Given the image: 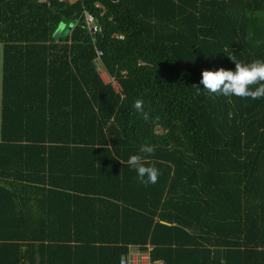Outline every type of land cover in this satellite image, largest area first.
<instances>
[{
    "label": "trees",
    "instance_id": "16d2710c",
    "mask_svg": "<svg viewBox=\"0 0 264 264\" xmlns=\"http://www.w3.org/2000/svg\"><path fill=\"white\" fill-rule=\"evenodd\" d=\"M1 45L0 264H264V97L199 87L264 58V0H0Z\"/></svg>",
    "mask_w": 264,
    "mask_h": 264
},
{
    "label": "clouds",
    "instance_id": "9594fccd",
    "mask_svg": "<svg viewBox=\"0 0 264 264\" xmlns=\"http://www.w3.org/2000/svg\"><path fill=\"white\" fill-rule=\"evenodd\" d=\"M228 55L234 67L221 66L203 69L199 87L207 93L225 97H250L252 99L264 97V58L244 62L231 53ZM133 107L142 114L144 119H148L142 100L137 99ZM154 151V145L144 143L140 145L137 153L131 154L127 159L128 166L136 171L138 181L145 185L156 183L160 173L159 169L148 163L147 157L141 154H152Z\"/></svg>",
    "mask_w": 264,
    "mask_h": 264
},
{
    "label": "built area",
    "instance_id": "2783aa9c",
    "mask_svg": "<svg viewBox=\"0 0 264 264\" xmlns=\"http://www.w3.org/2000/svg\"><path fill=\"white\" fill-rule=\"evenodd\" d=\"M83 20L86 23L88 31L92 37V41L95 44V62L100 76L106 84H110L117 93H119L121 96H124L123 87L119 81L118 76L109 72L102 59L104 52L96 45L97 34L99 31H101V27L96 23L95 16L87 10L84 11ZM76 24L77 23H74L72 25V28H74ZM118 36L123 37L122 35ZM124 73H126V71ZM146 247L147 249H142L139 246H131L128 253L122 256L119 264H166L165 261L161 259L153 258L151 253L153 247L151 244H148Z\"/></svg>",
    "mask_w": 264,
    "mask_h": 264
},
{
    "label": "crops",
    "instance_id": "0c3cea01",
    "mask_svg": "<svg viewBox=\"0 0 264 264\" xmlns=\"http://www.w3.org/2000/svg\"><path fill=\"white\" fill-rule=\"evenodd\" d=\"M1 97H2V86H1V91H0V100H1ZM77 187H80V186H77ZM82 187L84 188L85 186H82ZM57 188L60 189V190H67V192H70V193L73 192L75 194H78L79 196H85V194H86L83 191H81L80 188H77L75 190L71 189L72 187H70V186H63V187L58 186ZM132 247H134V246H132Z\"/></svg>",
    "mask_w": 264,
    "mask_h": 264
},
{
    "label": "rangeland",
    "instance_id": "374dc122",
    "mask_svg": "<svg viewBox=\"0 0 264 264\" xmlns=\"http://www.w3.org/2000/svg\"><path fill=\"white\" fill-rule=\"evenodd\" d=\"M66 27L65 24L61 26L62 29ZM2 61H3V47L2 45L0 46V91H1V86H2ZM0 132H1V100H0Z\"/></svg>",
    "mask_w": 264,
    "mask_h": 264
},
{
    "label": "water",
    "instance_id": "95a60500",
    "mask_svg": "<svg viewBox=\"0 0 264 264\" xmlns=\"http://www.w3.org/2000/svg\"><path fill=\"white\" fill-rule=\"evenodd\" d=\"M71 1L73 2V1H76V0H71ZM61 29H62V28H61Z\"/></svg>",
    "mask_w": 264,
    "mask_h": 264
}]
</instances>
